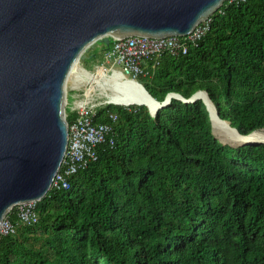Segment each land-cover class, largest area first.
<instances>
[{"label":"trees","instance_id":"16d2710c","mask_svg":"<svg viewBox=\"0 0 264 264\" xmlns=\"http://www.w3.org/2000/svg\"><path fill=\"white\" fill-rule=\"evenodd\" d=\"M209 18L139 81L159 101L205 90L239 133L264 127V0H226ZM126 105L97 108L114 144L52 186L35 222L9 213L0 264H264V142L221 141L202 99L172 97L154 116Z\"/></svg>","mask_w":264,"mask_h":264},{"label":"water","instance_id":"95a60500","mask_svg":"<svg viewBox=\"0 0 264 264\" xmlns=\"http://www.w3.org/2000/svg\"><path fill=\"white\" fill-rule=\"evenodd\" d=\"M224 1L0 0V227L16 204L39 201L52 186L68 143L66 85L75 62L114 37L188 34ZM171 94L196 100L151 95L159 103L154 113L147 107L152 116ZM207 97L209 104L200 99L219 117Z\"/></svg>","mask_w":264,"mask_h":264},{"label":"built area","instance_id":"2783aa9c","mask_svg":"<svg viewBox=\"0 0 264 264\" xmlns=\"http://www.w3.org/2000/svg\"><path fill=\"white\" fill-rule=\"evenodd\" d=\"M209 21L210 18L200 22L185 35L114 37L110 45L102 51L96 70L102 69V73L106 75L119 70L134 79L140 75H147L150 71L153 73L164 53H185L189 45H196L208 30ZM76 87L78 86L74 88ZM104 104L106 103L90 101L88 96L82 97L79 93L71 94V99H67L66 108L76 114L68 122V143L52 186L66 187L71 174L97 158V145L114 144L112 122L93 121L97 108ZM110 117L112 121L116 119L115 114H110ZM36 203V200H32L16 204L11 209L12 211L15 208L16 223L35 222L38 217ZM9 213L2 220L0 234L15 231L16 223L10 219Z\"/></svg>","mask_w":264,"mask_h":264},{"label":"bare ground","instance_id":"6f19581e","mask_svg":"<svg viewBox=\"0 0 264 264\" xmlns=\"http://www.w3.org/2000/svg\"><path fill=\"white\" fill-rule=\"evenodd\" d=\"M68 82L73 83L74 86L88 84L89 90H99V93L109 102L145 104L152 113L159 107V103L148 94L143 85L139 83V80L129 77L119 70H114L113 74L106 75L102 73V69L93 72L75 62L68 75ZM89 94L90 92H87L88 98H90ZM172 95L169 97H173ZM193 98H202L207 102L209 101L204 91L197 90ZM209 112L215 133H223V135L218 134L221 140H230L235 143L264 142V129H262L264 127L256 128L247 134H242L233 128L228 121L221 120L213 107L210 106Z\"/></svg>","mask_w":264,"mask_h":264},{"label":"rangeland","instance_id":"374dc122","mask_svg":"<svg viewBox=\"0 0 264 264\" xmlns=\"http://www.w3.org/2000/svg\"><path fill=\"white\" fill-rule=\"evenodd\" d=\"M102 51L103 50L101 49V45H97L95 49L90 50L88 52V54L92 53V56L90 58L84 60V61L79 62V64H81L86 69H89V70L94 72L97 69L96 65H98L100 62ZM129 77H131V75H129ZM137 80H143V79H141L140 77H137ZM74 87L75 86L73 83H71V82L67 83L66 92L68 95V99H71V94H74V93H79L82 97H85V96H88L87 92H90V94H89L90 98H88L90 101H93L96 103H110L109 101H107V99L104 96H102L99 93V90H93V89L89 90L88 84H79L78 87H76V89ZM115 103H118V102H115ZM66 111H67V108H66ZM262 129H264V128H262ZM212 131L218 138H219L218 134L223 135V133H221V132H218V134L215 133L214 128H213V124H212ZM221 141H223V140H221ZM223 142L230 143L232 145L243 144V142L242 143H237V142L235 143V142H231L230 140H227V141L225 140Z\"/></svg>","mask_w":264,"mask_h":264},{"label":"clouds","instance_id":"9594fccd","mask_svg":"<svg viewBox=\"0 0 264 264\" xmlns=\"http://www.w3.org/2000/svg\"><path fill=\"white\" fill-rule=\"evenodd\" d=\"M243 143H246V142H243ZM251 143V142H250Z\"/></svg>","mask_w":264,"mask_h":264}]
</instances>
